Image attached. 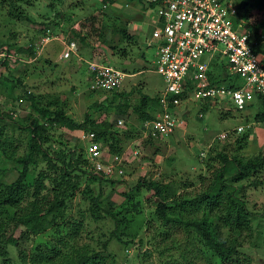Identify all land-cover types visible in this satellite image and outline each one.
I'll return each mask as SVG.
<instances>
[{
	"label": "rangeland",
	"instance_id": "374dc122",
	"mask_svg": "<svg viewBox=\"0 0 264 264\" xmlns=\"http://www.w3.org/2000/svg\"><path fill=\"white\" fill-rule=\"evenodd\" d=\"M145 7L147 8L140 1L129 0H113V2L111 0H0V45L13 46L11 53L13 55L17 53L18 55H15L18 60L20 58L22 60L20 62L10 60L7 67L1 64L3 58L0 51L2 82L0 100L4 111H14L16 120H22L33 113L32 101L24 104L18 102L26 90L31 91L35 96L38 106H42L46 99L56 97L61 101H67V113L78 123L84 122L89 111L92 119L99 123H114L112 129L114 137L116 141H121L120 147L125 149L124 152H128V159L126 157L125 160L126 176L121 180L122 183L116 184L111 195V201L117 206L124 202L122 193L134 189L143 178L178 186L179 194L186 192L194 196L199 194L212 182L213 172L220 167L216 155L222 152L223 146L228 143H216L213 149L208 150V148L214 138L224 131L253 124L249 145L240 154L250 158L264 149V123L255 119L260 109L257 103L239 112L233 110V105L229 102L207 101L205 103L209 104L208 109L201 111L199 103L193 99H183V103L178 106L182 109L179 111V116L183 120V125H180L173 135L165 139H153L151 142L147 141L148 138L140 139L143 132L134 113V107L141 103L143 96L150 98L159 96L166 88L164 79L155 71L156 41L152 39L150 25L156 21L157 15ZM92 15L99 16L100 20L110 25L128 23L129 31L137 33L140 43L124 44L122 47L126 49L125 52H122L123 48H121V52L112 54L106 59L91 46L98 44L97 39L91 38V45L83 47L78 40H74L78 44L83 60L57 61L56 58L62 51L64 42H69L72 36L69 27L79 28L78 24ZM119 16L120 19H116ZM68 17L74 22L69 24ZM143 17L144 19H141ZM139 18L140 22L137 21ZM248 21L261 25L264 23V11L253 8L249 13ZM48 31L59 40L48 43L36 58L31 59L27 53L20 54L17 51L19 47H29L30 44L40 41L39 39ZM221 48L224 49L223 45ZM218 60L217 64L220 67L222 63L227 64L223 58ZM90 61L112 66L129 74L118 90L126 96L114 98L109 92H92L89 87L91 78L87 69V62ZM134 72L137 74L134 75ZM227 76L224 71L222 77ZM238 83L242 85L244 81L239 79ZM125 101H129L128 109H123ZM96 103L100 106L94 107ZM120 107L126 110L125 115L119 111ZM120 119L126 121L124 126H119ZM12 125L10 123L2 127L4 135L0 146V182L3 184L11 183L17 178L20 168L14 160L28 150L27 133ZM128 129H133L132 132L136 134L133 139L128 140L124 137ZM248 131L246 133H249ZM50 132L53 141L62 142L64 151L74 152L78 150V146L87 148L88 141L83 139V131L59 126L51 128ZM112 142H114L113 138L107 135L106 146L108 147ZM50 146L59 147L56 142L45 144L46 148ZM226 147L225 152L230 156L237 153L234 151V145ZM136 151L139 154H136ZM202 152H205L206 156L201 157ZM41 168L45 174L49 173L46 165H42ZM80 177L84 178L86 175L80 173ZM259 180L261 183L259 187L249 186L245 192V201L249 209L258 216L253 219V231L245 232L238 238L242 243L243 251L251 259L250 264H264V215L262 214L264 213V173ZM49 182L48 180L46 183ZM247 184L249 183H245ZM106 191L109 192L108 189ZM43 193L45 194L46 190ZM136 201H140L142 212L133 216V225L138 226L141 221L149 222L148 227L142 229L136 241L143 238L144 249L149 253L143 258L145 261H140V258L130 251L129 255L127 254L130 258L129 262L121 264H168L172 259H178L183 263L185 261L180 257L179 251L180 249L186 251V248L192 252L186 257H189L193 264H215L208 254L204 255L198 237H195L193 231L186 230L179 223H173L169 228V225L166 226L165 223L157 220L155 213L157 199L151 191L142 187ZM72 207L76 210L85 208L80 196H76ZM130 208L134 210L133 206ZM193 217L194 214L191 213L181 216L184 220H191ZM109 224L111 223L106 222L105 225L108 229H112L113 226ZM258 224L260 228H257ZM166 231L169 235H162ZM55 237L56 235L50 231L36 238L34 242L28 243L25 249L31 251L34 246L43 245L50 240L54 241ZM80 239L81 243L90 242L87 234H82ZM111 251L119 256L120 262L126 257L117 243L112 244Z\"/></svg>",
	"mask_w": 264,
	"mask_h": 264
},
{
	"label": "trees",
	"instance_id": "16d2710c",
	"mask_svg": "<svg viewBox=\"0 0 264 264\" xmlns=\"http://www.w3.org/2000/svg\"><path fill=\"white\" fill-rule=\"evenodd\" d=\"M129 1L142 3L141 0ZM236 5L247 20L253 8L264 11V0H238ZM116 19H120V16ZM68 22L71 24L74 21L68 17ZM78 25L79 28L69 27L72 34L70 41L78 40L83 47L91 45V38L97 39L98 44L91 46L106 59L112 54L121 52L124 44L136 43L128 29V23L110 25L100 20L99 16L92 15ZM249 28L259 38V32L264 28V23L261 25L250 23ZM36 43L30 44L29 47H19L17 51L20 54L27 53L31 59L36 58ZM5 47L8 48V52L13 50V46L0 45V51H3ZM125 50L123 48L122 52ZM218 59H220L219 56L210 63L209 76L212 86L240 87L239 78L229 74L227 64L222 63L220 67L217 64ZM8 61L10 60L3 59L1 64L8 67ZM18 61L20 62L21 58L15 62ZM217 69L220 72L216 71ZM224 71L228 74L226 78L222 77ZM24 93L18 102L22 101L20 103L24 104L32 101L34 110L22 120H16L12 110L5 112L0 100V146L4 135L2 127L6 124L11 123L13 127L20 128L27 133L28 139L27 152L14 160L20 168L17 178L8 184L0 182V264H121L129 262L130 258L127 256L130 251L143 261L149 251L144 249L143 238L138 242L136 239L142 229L148 227L149 222L141 221L140 225H133V216L140 215L142 212L140 201H136L142 187L151 191L157 199L155 212L157 220L165 223L166 226L169 225V228L173 223H179L186 230L193 231L195 237H198V243L204 255L208 254L212 262L215 264L251 263L238 238L245 232L253 231V219L258 216L249 209L245 201V192L249 186L259 187L261 184L259 178L264 173V149L250 158L240 154L249 145L253 124L245 126L242 134L235 135L232 132L231 139L220 142L228 143L223 146L222 152L216 155L220 167L213 172L212 182L199 194L195 196L187 192L179 194L178 186L143 178L134 189L129 190L128 193H122L124 202L117 206L111 201V195L116 184L122 183L121 180L126 176L127 163L124 165L123 177L117 179L104 177L93 171L95 162L90 160L87 148L78 146V150L74 152L64 151L62 142L53 141L50 132L51 128L59 126L84 133L93 132L96 134L95 140L104 150L103 157L107 159L114 154L122 155L125 150L120 147L121 141H116L114 137L112 132L114 123H99L92 119L90 111L86 113L84 122L78 123L68 115L67 101H61L59 97H56L46 99L42 106H38L37 99L31 91L25 90ZM109 93H112L114 98L126 96L117 90ZM255 103L260 106L255 119L264 123V97L257 95L248 107ZM123 104L125 105L123 109L130 107L129 101ZM96 106L100 105L96 103L94 107ZM119 109L121 114L125 115L126 110L122 107ZM133 110L138 117V123L142 126L144 122L152 120L155 114L162 111L160 94L153 98L143 96L141 103ZM233 110L237 111L234 108ZM140 129L142 131V127ZM132 130L128 129L124 133V137L128 140L136 135ZM247 130L249 133H246ZM107 135H110L114 141L108 147L105 144ZM152 140L147 139L148 142ZM52 141L59 147L46 148L45 144H51ZM210 145L208 150L214 148V145ZM230 145H234V151L237 152L233 156L225 152L226 146ZM3 150L5 152V149ZM200 156H206L205 152H202ZM126 157L128 159V156ZM42 165H46L48 174L42 171ZM80 173L86 177L81 178ZM48 180L50 182L47 184ZM247 182L249 184L245 185ZM107 189L109 192L106 191ZM76 196H80L85 208L73 209L72 204ZM130 206H133L134 210H131ZM185 213L194 214L193 219H182L181 216ZM200 214L202 215L199 217ZM106 222L111 223L109 225L113 226L112 229L106 227ZM260 227L258 224L257 228ZM50 231L56 235L54 241L50 240L43 245L34 246L31 251L25 249L28 243L34 242L36 238ZM82 234H87L90 242L81 243ZM162 235H169V233L166 231ZM105 236L107 237L103 239ZM113 243L120 245L126 256L121 262L119 256L117 257L111 251ZM189 254L192 252L188 248L186 251L180 249L179 255L185 262L172 259L168 264H193V261L186 257Z\"/></svg>",
	"mask_w": 264,
	"mask_h": 264
},
{
	"label": "built area",
	"instance_id": "2783aa9c",
	"mask_svg": "<svg viewBox=\"0 0 264 264\" xmlns=\"http://www.w3.org/2000/svg\"><path fill=\"white\" fill-rule=\"evenodd\" d=\"M141 1L157 15L152 24V39L156 41L155 71L166 83V88L160 93L162 111L142 124L141 139H165L173 135L183 125L175 110L183 99H193L197 103L226 101L243 112L257 95L264 97V28L257 38L249 28L250 22L239 11L238 0ZM57 39L48 31L35 45L37 54ZM215 55L226 60L230 75L244 81L240 87L212 86L209 71ZM1 57L4 60L18 59L8 52L7 47ZM76 59L83 60L78 44L75 41L64 42L57 61ZM87 69L91 78L89 87L93 92L118 91L128 77L120 69L92 61L87 62ZM125 122L120 119L118 124L124 126ZM244 131L243 125L233 131H224L214 138L211 145L225 142L232 138L233 133L240 135ZM95 138V133L83 132V139L88 141L87 154L95 162L93 171L104 177H123L128 152L105 159L104 150Z\"/></svg>",
	"mask_w": 264,
	"mask_h": 264
},
{
	"label": "crops",
	"instance_id": "0c3cea01",
	"mask_svg": "<svg viewBox=\"0 0 264 264\" xmlns=\"http://www.w3.org/2000/svg\"><path fill=\"white\" fill-rule=\"evenodd\" d=\"M138 13H139V11H138ZM140 14V13H139ZM141 15V14H140ZM141 19H144V17L143 18H141ZM137 21H141L140 20V18H139V20H137ZM150 27L152 28L153 26L152 25H150ZM130 33L134 36V39L136 40V42L139 44L140 43V38H139V36H137V33L136 32H133V31H131L130 30ZM59 46H57V48H58ZM62 49H63V47H62ZM58 58V57H57ZM57 58H56V60H57ZM66 65H67V63H66ZM140 73V72H139ZM137 74V73H136ZM135 73H134V75H136ZM128 76H129V74H127ZM131 77L133 76V75H130ZM162 92V91H161ZM160 92V93H161ZM199 107H201V111L203 110V109H208V107H209V104L208 103H204V104H200L199 103ZM182 109H181V107H178L177 108V111L178 112H176L178 115H179V111H181Z\"/></svg>",
	"mask_w": 264,
	"mask_h": 264
}]
</instances>
